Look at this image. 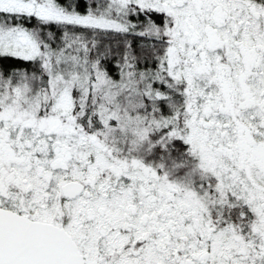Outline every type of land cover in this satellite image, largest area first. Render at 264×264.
<instances>
[{"label":"snow or ice","instance_id":"6c2138e0","mask_svg":"<svg viewBox=\"0 0 264 264\" xmlns=\"http://www.w3.org/2000/svg\"><path fill=\"white\" fill-rule=\"evenodd\" d=\"M0 264H264V0H0Z\"/></svg>","mask_w":264,"mask_h":264}]
</instances>
